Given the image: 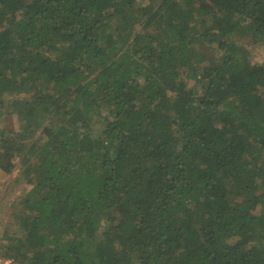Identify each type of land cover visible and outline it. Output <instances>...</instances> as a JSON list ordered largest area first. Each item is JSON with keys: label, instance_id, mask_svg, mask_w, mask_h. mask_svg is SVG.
Here are the masks:
<instances>
[{"label": "trees", "instance_id": "obj_1", "mask_svg": "<svg viewBox=\"0 0 264 264\" xmlns=\"http://www.w3.org/2000/svg\"><path fill=\"white\" fill-rule=\"evenodd\" d=\"M254 44L264 0H0V260L264 264Z\"/></svg>", "mask_w": 264, "mask_h": 264}, {"label": "rangeland", "instance_id": "obj_2", "mask_svg": "<svg viewBox=\"0 0 264 264\" xmlns=\"http://www.w3.org/2000/svg\"><path fill=\"white\" fill-rule=\"evenodd\" d=\"M147 2V0H146ZM237 45H243V39L240 38L238 41H235ZM248 45L249 42L247 41ZM248 50H250V54L248 55V60L250 64H260L264 63V46L260 44H254L253 46H249ZM9 120L7 118L0 119V128L2 129H14L11 124H8ZM17 169L13 170V172L9 175V178L15 177ZM1 182V181H0ZM22 184V183H21ZM1 188V196H0V236L3 234L4 229L13 230L10 228V223L13 221L12 214L15 212V208L12 207V204L17 202L20 195L27 191L29 187L24 186L23 184H8L0 186ZM1 246V243H0ZM8 262V261H7ZM2 262L0 260V264H9V262Z\"/></svg>", "mask_w": 264, "mask_h": 264}, {"label": "built area", "instance_id": "obj_3", "mask_svg": "<svg viewBox=\"0 0 264 264\" xmlns=\"http://www.w3.org/2000/svg\"><path fill=\"white\" fill-rule=\"evenodd\" d=\"M6 262H7V261H6ZM8 262H9V261H8ZM8 262H7V263H8Z\"/></svg>", "mask_w": 264, "mask_h": 264}]
</instances>
